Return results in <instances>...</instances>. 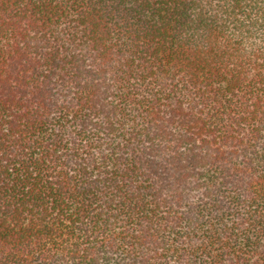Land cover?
<instances>
[{
    "label": "trees",
    "instance_id": "trees-1",
    "mask_svg": "<svg viewBox=\"0 0 264 264\" xmlns=\"http://www.w3.org/2000/svg\"><path fill=\"white\" fill-rule=\"evenodd\" d=\"M0 264H264V0H0Z\"/></svg>",
    "mask_w": 264,
    "mask_h": 264
}]
</instances>
